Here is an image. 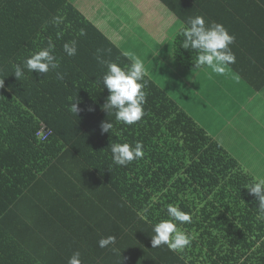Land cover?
<instances>
[{
	"label": "trees",
	"instance_id": "obj_1",
	"mask_svg": "<svg viewBox=\"0 0 264 264\" xmlns=\"http://www.w3.org/2000/svg\"><path fill=\"white\" fill-rule=\"evenodd\" d=\"M167 5L185 25L192 18ZM49 40L63 79L25 69L17 80L14 66ZM183 40L175 57L195 68L198 53ZM97 57L131 64L70 0H0V264H67L77 251L82 264H264V219L247 189L257 179L149 76L142 120L117 122L102 108L107 67ZM106 120L113 129L103 133ZM136 141L144 157L114 165L111 145ZM170 204L191 216L178 224L191 237L182 252L152 248ZM107 236L115 244L100 248Z\"/></svg>",
	"mask_w": 264,
	"mask_h": 264
},
{
	"label": "crops",
	"instance_id": "obj_2",
	"mask_svg": "<svg viewBox=\"0 0 264 264\" xmlns=\"http://www.w3.org/2000/svg\"><path fill=\"white\" fill-rule=\"evenodd\" d=\"M75 1L70 0L124 54L144 61L148 76L174 101L172 93L181 95L187 106L175 102L246 171L264 177V0ZM167 4L182 7L190 17H204L206 25L220 23L235 36L230 47L236 61L226 74L178 62L174 44L186 25ZM192 100L197 106H190Z\"/></svg>",
	"mask_w": 264,
	"mask_h": 264
},
{
	"label": "clouds",
	"instance_id": "obj_3",
	"mask_svg": "<svg viewBox=\"0 0 264 264\" xmlns=\"http://www.w3.org/2000/svg\"><path fill=\"white\" fill-rule=\"evenodd\" d=\"M62 17H53L54 24H60ZM80 35H84L81 30ZM184 37L182 47L184 49L196 50L198 55L195 60V67H206L212 73L224 75L227 73L229 66L236 61L235 54L232 52L230 45L235 41V36L229 34L228 30L220 23L206 21L202 16H195L186 21V26L181 30ZM54 44L49 40L48 46L40 49L30 55L22 64L14 66V75L20 80L27 69L28 72L37 74H48L50 71H56L60 65L54 52ZM63 51L67 56L73 57L77 54V42L75 40L64 43ZM131 60L130 66L122 68L115 62L97 59L101 64L107 67L106 74L102 78L104 87L107 88L109 95L106 102L102 105L103 110L108 114H115V120L124 125H134L141 121L145 115L143 105L146 102V92L143 90L147 84L145 79L148 71L144 61L131 52H126ZM58 79H63V74L56 71ZM4 85V80H0V88ZM77 116L79 108L77 103L71 104L69 109ZM103 133H108L113 129V123L103 121L100 125ZM144 145L140 141L134 144L114 143L111 145V157L114 165L127 166L134 160H140L144 157ZM249 193L254 195L259 207L258 218L264 219V177L258 178L254 183L247 187ZM168 219L159 220L153 225L151 236L152 248L166 245L169 250L182 252L191 244V237L184 231L180 230L178 224L191 223L190 214L182 211L178 206L168 205ZM143 219V217H141ZM116 238L114 236L102 237L98 241L100 248H107L114 245ZM67 264H82L81 254L79 251L74 252L68 259Z\"/></svg>",
	"mask_w": 264,
	"mask_h": 264
},
{
	"label": "rangeland",
	"instance_id": "obj_4",
	"mask_svg": "<svg viewBox=\"0 0 264 264\" xmlns=\"http://www.w3.org/2000/svg\"><path fill=\"white\" fill-rule=\"evenodd\" d=\"M75 1V0H74ZM76 2V1H75ZM81 6H84V4H80ZM129 26V25H128ZM123 32L126 33L128 32L127 28H123ZM137 33V32H136ZM144 43L148 44V45H151L150 42L147 40V39H141ZM147 56H145L146 58ZM163 59H166L168 58L165 54L161 56ZM176 71V70H175ZM181 71H179L180 73ZM182 76V75H181ZM157 79L159 81H162L164 82L163 78L161 76H158ZM180 80V79H179ZM165 88V87H164ZM176 88L173 90V92H175ZM171 96L175 99V101H177L178 104H180L183 108H185V106H187L186 104V100L182 98L181 95L179 94H175V93H172ZM190 106L193 107V106H197V102L192 100L190 101Z\"/></svg>",
	"mask_w": 264,
	"mask_h": 264
},
{
	"label": "built area",
	"instance_id": "obj_5",
	"mask_svg": "<svg viewBox=\"0 0 264 264\" xmlns=\"http://www.w3.org/2000/svg\"><path fill=\"white\" fill-rule=\"evenodd\" d=\"M52 134V131L49 130L46 125H42V129L39 133V137L42 139V140H45L47 139L50 135Z\"/></svg>",
	"mask_w": 264,
	"mask_h": 264
}]
</instances>
